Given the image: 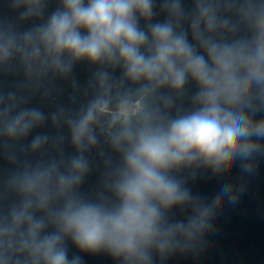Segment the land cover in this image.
Instances as JSON below:
<instances>
[{"label":"clouds","instance_id":"9594fccd","mask_svg":"<svg viewBox=\"0 0 264 264\" xmlns=\"http://www.w3.org/2000/svg\"><path fill=\"white\" fill-rule=\"evenodd\" d=\"M261 162L264 0H0V264L199 260Z\"/></svg>","mask_w":264,"mask_h":264},{"label":"water","instance_id":"95a60500","mask_svg":"<svg viewBox=\"0 0 264 264\" xmlns=\"http://www.w3.org/2000/svg\"><path fill=\"white\" fill-rule=\"evenodd\" d=\"M81 78L86 69H78ZM219 188L213 180L198 181L193 190L211 197ZM218 235L210 237L213 248L199 260L174 257L168 264H264V162L249 180L248 190L236 206L228 205L216 221ZM79 254L83 264H116L106 254L79 253L69 246V256Z\"/></svg>","mask_w":264,"mask_h":264}]
</instances>
